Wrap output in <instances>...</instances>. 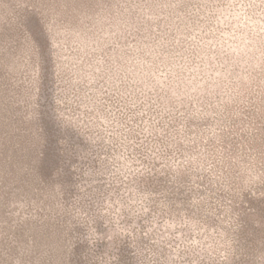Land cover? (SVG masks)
<instances>
[{
  "label": "rangeland",
  "instance_id": "rangeland-1",
  "mask_svg": "<svg viewBox=\"0 0 264 264\" xmlns=\"http://www.w3.org/2000/svg\"><path fill=\"white\" fill-rule=\"evenodd\" d=\"M0 264H264V0H0Z\"/></svg>",
  "mask_w": 264,
  "mask_h": 264
},
{
  "label": "trees",
  "instance_id": "trees-1",
  "mask_svg": "<svg viewBox=\"0 0 264 264\" xmlns=\"http://www.w3.org/2000/svg\"><path fill=\"white\" fill-rule=\"evenodd\" d=\"M247 258V257H246Z\"/></svg>",
  "mask_w": 264,
  "mask_h": 264
}]
</instances>
